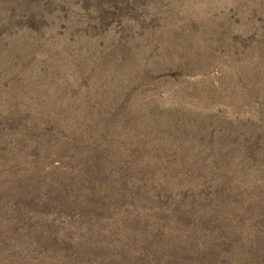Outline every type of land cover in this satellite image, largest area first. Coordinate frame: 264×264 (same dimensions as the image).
I'll return each instance as SVG.
<instances>
[{"label":"rangeland","instance_id":"374dc122","mask_svg":"<svg viewBox=\"0 0 264 264\" xmlns=\"http://www.w3.org/2000/svg\"><path fill=\"white\" fill-rule=\"evenodd\" d=\"M0 264H264V0H0Z\"/></svg>","mask_w":264,"mask_h":264}]
</instances>
